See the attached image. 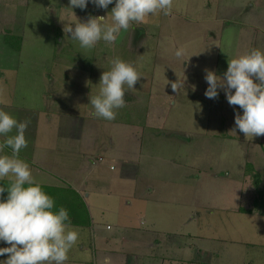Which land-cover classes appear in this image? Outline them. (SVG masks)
<instances>
[{
  "label": "crops",
  "instance_id": "0c3cea01",
  "mask_svg": "<svg viewBox=\"0 0 264 264\" xmlns=\"http://www.w3.org/2000/svg\"><path fill=\"white\" fill-rule=\"evenodd\" d=\"M9 2L12 0H0V16L6 21L13 20L6 9ZM5 28L0 29L4 33L1 34L2 41L10 43L12 50L6 54L10 56L16 51L22 56L27 47L25 27L22 26L23 30L14 28L10 33ZM165 34L161 38L171 37ZM222 36L216 33L212 41L218 43ZM5 42L2 46L7 45ZM61 50H56L54 45L52 64L26 62L19 57L15 64L0 63V110L10 113L18 122L28 121L25 131L28 143L26 148L21 149L19 158L30 165L35 179L54 198L56 210L60 207L67 209L70 228L78 232V240L64 264H264V212L253 204L251 187V173L256 172L264 178V135L247 138L235 127L232 128L235 132L228 126L221 130L227 119H232L235 124L234 116L226 115L222 107V113L216 114V121L222 122L197 134L203 136V142L237 138L244 141L243 157L236 169L233 170L230 164L220 165L219 160L204 155V151L198 154L194 167L187 158L188 150L180 151L178 157L162 161L159 157L155 162L144 164L145 157L153 154L156 158L157 151L169 153L174 143L181 149L186 141L192 142L196 137L195 132L190 135V130L180 129L178 121L169 120L167 116L177 101L172 99L176 94L173 89L170 90V82L158 81L160 77L157 74L162 66H153L151 70L154 72L153 79L156 77L153 83L158 86L159 96L157 92L150 96L151 99L144 98L151 105H160L165 100L162 106H157L159 111L148 114L140 111L132 115L124 106L116 110L115 119L106 120L94 115L90 95L99 93L102 73L110 68L106 65L79 64L69 58L62 60L64 54ZM1 52L4 50L1 49ZM236 54L239 56L242 53L229 55L235 57ZM141 70L145 72L143 67ZM142 73L135 88L125 86V105L131 95L135 98L130 103L139 104L142 101L136 99L141 97L137 94L138 87L147 84V77ZM34 75L41 77L34 78ZM151 88H154L152 84ZM226 100L224 98L223 105ZM199 101L206 109L205 101L203 103L201 98ZM211 114L208 112V115ZM223 131L231 132L233 137L219 136ZM15 134L16 129H13L8 135ZM4 139L0 136V143ZM202 147L206 151L205 145ZM11 151L6 147L0 155H10ZM181 158L183 161L179 163ZM176 168H188L189 179H196L194 183L202 187V193L207 194L208 199L211 198L209 195H213L216 201L206 204V210L215 213V216L206 217L201 213L200 209L205 208L203 204L188 215L194 221L190 229H186L185 223L177 226L159 224L151 211L149 223L144 215H140L136 223L133 214L135 199L152 203V209L179 202L180 194L172 197L171 194L155 191L157 187L164 189L170 186L172 178L168 175ZM194 169L196 171L192 174ZM143 173L145 184L142 187ZM11 182V177L0 181V185L5 186L3 199L8 196L7 185ZM160 182H166V186ZM148 183L152 186L144 190ZM221 183H231L232 191L218 189L208 192L207 189H217ZM205 184L209 185L207 189ZM137 187H140L138 191L129 190ZM201 195L181 197L200 198ZM143 204L139 203V214ZM8 246L0 241V247ZM255 248L256 253L250 251ZM7 257L8 254L0 256V264Z\"/></svg>",
  "mask_w": 264,
  "mask_h": 264
},
{
  "label": "rangeland",
  "instance_id": "374dc122",
  "mask_svg": "<svg viewBox=\"0 0 264 264\" xmlns=\"http://www.w3.org/2000/svg\"><path fill=\"white\" fill-rule=\"evenodd\" d=\"M115 2L116 0H113V3L107 9H103L96 7L92 0H89L87 8L76 7L71 9L70 0H12V2H9V8L6 9H8V16H11L13 20L8 21L7 19L6 21L4 17L0 16V29L3 27L4 30L7 26L5 30L10 33L14 31V28L18 30V28L22 29V26H24L27 47L24 50L23 57L19 56L16 51L11 52L10 56H8L6 53L12 51L10 50L11 44L2 41L4 33L2 34V31H0V63L15 64L19 57L26 62L35 61L37 63L52 64L50 60L52 59L55 45L56 50L58 48L62 49L61 51L64 54L62 55V60L69 58L72 62L79 64L106 65V67L110 68L111 61L115 58H120L130 62L139 71L140 79L141 73L144 72L141 70L143 67L145 72L142 75L147 77V82H145L147 84L143 83L138 87L139 91H137V94L141 97L136 98L142 101L139 104L130 103L135 98V95H131L124 108L132 115H136L140 111L142 114L159 111L160 108L157 106H162L165 103V100L160 102V105L154 103V108L153 105L144 100L145 97L149 98L159 90L158 86L153 83V81H156V77L153 79L152 73L154 75V72L151 70L153 66L161 65L162 68L159 69L157 74L158 78L160 77L158 81L167 80V84L169 82L171 84L172 81H176L179 77L181 80H185V85L180 89V92H175L176 95L172 96L173 101L175 100L177 103L173 105L170 112H167V114L169 113L167 116H169V120H177L180 129L190 130V135L195 132L194 135L196 137L192 142L186 141L185 146L181 149L176 147L177 145L174 143L173 149L169 153L157 151L156 158H153V154L149 158L145 157L144 164L155 162L159 157H161V161L171 157H178L180 151L188 150L189 157L187 158H189L190 165H194V167L196 165L193 163H196L198 154L201 155L204 151V155L212 156L219 160L221 162L220 165L230 164L233 170L236 169L243 157L242 144L244 141L237 138L238 140H216V142L215 140H206L203 142L204 140L201 138L203 136L197 134V132L204 133L208 131L209 126L217 127L222 122L216 121L217 115L222 113V107L225 109L226 115L234 116V120L237 112H240L241 115L243 114V109L239 108V106L230 105L227 100L223 105L226 95L222 90L219 91L216 99L206 98L205 92L208 84L205 80V69L214 70L217 75H223L229 66V59L238 57L237 54L235 57L229 54L237 52L244 54L254 48L264 50V0H173V8L170 14L165 15L160 12L157 15H150L146 17L143 23H133L127 31L122 30L115 42L109 44L101 39L91 49L81 48L79 42L70 37V33H65L64 28L67 24L72 23L74 28L75 22H86L90 16L107 17L115 6ZM107 23H112L111 14L108 16ZM216 33L219 36L223 34L222 39L218 43H216L217 41H212ZM163 34H170L171 37L161 38ZM169 38L170 40L168 41L167 39ZM3 42L7 43V45L2 46ZM181 48L184 50V54L177 57L175 52ZM1 49L4 52H1ZM95 57L96 60L94 59ZM97 57L100 59H97ZM37 68L39 70V65ZM39 77L41 75H34V78L39 79ZM139 80L137 84H139ZM151 84L154 88H151ZM170 90H172L171 86ZM199 98H201L203 103L205 101L206 109L203 108ZM156 101L159 103L157 99ZM208 112L213 114L210 116ZM130 118L132 119L133 117ZM209 119L210 123H208ZM141 122H144V120ZM225 126L232 129L235 124L232 119H227L221 126V130ZM187 134L185 132L186 137ZM221 135L231 136L232 133L223 131L219 134V136ZM208 141L210 142L208 143ZM202 142L206 147V151L201 145ZM181 155L184 154L181 153ZM182 161V158L178 160L179 163H182ZM195 171L194 169L192 174ZM188 172V168L174 169L168 175L169 178H172L170 179V186L164 189L158 187L155 189L158 193H168L172 197H177L180 194V199L178 198L179 200H177L179 202L176 205L170 202L169 205L154 206L152 209V203H144L146 200L135 199L133 201V214L136 217V223H138L140 215L146 216L149 223L151 211V215L156 218L159 224L177 226L185 223L187 225L186 229H190L193 227L194 221L190 220L188 215L190 212L194 213V209L198 208V206L202 207L203 204H205V208L203 210L202 208L200 209L201 213L206 215V217L212 215L213 218L215 213H208L206 204H211L216 199L212 197V194L209 195L211 198L208 199L207 194L202 193V187L194 183L196 179H189ZM251 175L253 204L262 212L264 210V178H261L260 174L256 173H251ZM144 177L145 174L143 173L141 177L142 187L145 184H143ZM159 184L166 186V182H160ZM228 184L221 183L217 185V189H207L208 184H205V187L209 193L216 192L218 189L231 192V183ZM150 186L152 184L148 183L145 185L144 190H148ZM139 188L129 190L134 192L138 191ZM199 193L202 194L200 198L181 197L187 194L197 195ZM139 203H144L141 214H139ZM147 208H149L148 211H145L144 209ZM161 216L165 218H161ZM256 250L257 248L250 249L253 253H256Z\"/></svg>",
  "mask_w": 264,
  "mask_h": 264
},
{
  "label": "clouds",
  "instance_id": "9594fccd",
  "mask_svg": "<svg viewBox=\"0 0 264 264\" xmlns=\"http://www.w3.org/2000/svg\"><path fill=\"white\" fill-rule=\"evenodd\" d=\"M89 0H70V8H87ZM98 7L107 9L113 0H92ZM173 0H116L111 9L112 23L108 16H90L86 22L67 24L70 33L81 48L91 49L103 39L111 44L122 30L127 31L133 23H143L146 17L163 12L171 13ZM184 50L175 52L177 57ZM223 75L205 69L208 84L205 96L216 99L223 89L227 101L239 106L243 114L235 115V129L247 138L264 135V50L251 49L236 58H230ZM179 77V76H178ZM140 75L127 61L115 58L111 67L102 73L99 93L90 95L94 115L106 120L116 117V110L125 106V86L135 88ZM185 80L180 77L171 82L174 92L179 93ZM233 90H235L233 92ZM28 121L18 122L10 113L0 110V152L11 148L10 155H0V181L11 177L7 185L8 196L3 199L5 186L0 185V241L8 247H0V256L8 254L3 264H64L68 253L78 240V232L70 228L67 209L56 210L55 200L47 194L32 174L30 165L19 158L21 149L27 147L25 131ZM16 129L15 135H8ZM235 129L232 132H235Z\"/></svg>",
  "mask_w": 264,
  "mask_h": 264
},
{
  "label": "trees",
  "instance_id": "16d2710c",
  "mask_svg": "<svg viewBox=\"0 0 264 264\" xmlns=\"http://www.w3.org/2000/svg\"><path fill=\"white\" fill-rule=\"evenodd\" d=\"M255 173H256V172H255ZM256 174H258V173H256ZM262 212H264V210H263Z\"/></svg>",
  "mask_w": 264,
  "mask_h": 264
}]
</instances>
